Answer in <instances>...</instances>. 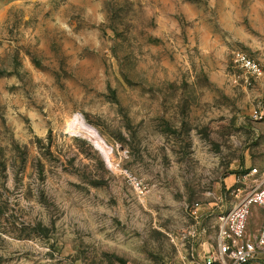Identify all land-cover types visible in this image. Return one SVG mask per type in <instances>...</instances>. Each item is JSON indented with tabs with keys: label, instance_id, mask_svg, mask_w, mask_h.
Returning a JSON list of instances; mask_svg holds the SVG:
<instances>
[{
	"label": "rangeland",
	"instance_id": "374dc122",
	"mask_svg": "<svg viewBox=\"0 0 264 264\" xmlns=\"http://www.w3.org/2000/svg\"><path fill=\"white\" fill-rule=\"evenodd\" d=\"M263 166L264 0H0V264H194Z\"/></svg>",
	"mask_w": 264,
	"mask_h": 264
},
{
	"label": "built area",
	"instance_id": "2783aa9c",
	"mask_svg": "<svg viewBox=\"0 0 264 264\" xmlns=\"http://www.w3.org/2000/svg\"><path fill=\"white\" fill-rule=\"evenodd\" d=\"M234 59L249 83L263 73L260 61L243 50L236 51ZM235 183L232 193L237 200L220 216L216 247L194 264H248L264 256V223L256 235L248 232L253 207L264 208V166L250 168Z\"/></svg>",
	"mask_w": 264,
	"mask_h": 264
},
{
	"label": "crops",
	"instance_id": "0c3cea01",
	"mask_svg": "<svg viewBox=\"0 0 264 264\" xmlns=\"http://www.w3.org/2000/svg\"><path fill=\"white\" fill-rule=\"evenodd\" d=\"M256 207H260V206H254L253 208H255L256 210H257V208ZM260 208H263V207H260ZM264 209V208H263ZM264 223V222H263ZM263 225V224H262ZM262 227V226H261ZM261 227H260V229H261ZM259 229V230H260ZM259 230H257L256 232H255V235L259 232ZM248 232H249V229H248ZM250 234H252L251 232H249Z\"/></svg>",
	"mask_w": 264,
	"mask_h": 264
}]
</instances>
